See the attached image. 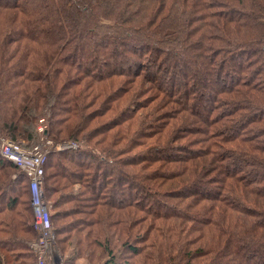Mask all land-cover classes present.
Instances as JSON below:
<instances>
[{"label": "trees", "instance_id": "trees-1", "mask_svg": "<svg viewBox=\"0 0 264 264\" xmlns=\"http://www.w3.org/2000/svg\"><path fill=\"white\" fill-rule=\"evenodd\" d=\"M55 144L63 264H264V0H0V138ZM0 156V264H38Z\"/></svg>", "mask_w": 264, "mask_h": 264}, {"label": "built area", "instance_id": "built-area-1", "mask_svg": "<svg viewBox=\"0 0 264 264\" xmlns=\"http://www.w3.org/2000/svg\"><path fill=\"white\" fill-rule=\"evenodd\" d=\"M45 121H41L38 125V132L42 135L39 144L28 148L22 142H14L5 137L0 138V156L14 163L16 167L28 175L31 189V208L35 218L33 224L39 235L32 249L38 259V264H56L55 262L59 259L58 244L51 220V204L45 202L44 198L45 165L48 163L50 152L76 149L78 146L74 143L57 145L53 140L46 138Z\"/></svg>", "mask_w": 264, "mask_h": 264}, {"label": "rangeland", "instance_id": "rangeland-1", "mask_svg": "<svg viewBox=\"0 0 264 264\" xmlns=\"http://www.w3.org/2000/svg\"><path fill=\"white\" fill-rule=\"evenodd\" d=\"M45 127H46V130H47V128H48V126L46 125V122H45ZM56 238V237H55ZM57 242V241H56ZM58 257H59V259L55 262L56 264H63V258H61V256L60 255H58Z\"/></svg>", "mask_w": 264, "mask_h": 264}, {"label": "crops", "instance_id": "crops-1", "mask_svg": "<svg viewBox=\"0 0 264 264\" xmlns=\"http://www.w3.org/2000/svg\"><path fill=\"white\" fill-rule=\"evenodd\" d=\"M78 264H84V262L81 261V262H79Z\"/></svg>", "mask_w": 264, "mask_h": 264}]
</instances>
